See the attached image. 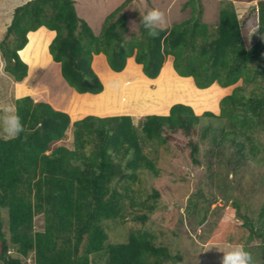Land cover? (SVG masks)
<instances>
[{
  "label": "trees",
  "instance_id": "1",
  "mask_svg": "<svg viewBox=\"0 0 264 264\" xmlns=\"http://www.w3.org/2000/svg\"><path fill=\"white\" fill-rule=\"evenodd\" d=\"M200 2L188 0L191 16L163 28L156 37H149L140 26L138 35L127 38L129 25L122 6L118 15H108L103 31L96 35L78 16L74 0H29L15 7L0 44L5 71L18 82L27 76L28 64L19 51L27 44L29 32L45 27L56 32L49 47L52 59L69 87L79 94L96 95L104 90L92 67L93 56L100 53L115 72H121L133 57L148 79L157 78L165 60L172 57L175 73L191 77L198 89L214 83L227 88L240 80L262 83L264 0L257 2V39L249 47L232 2L220 8L213 30L200 19ZM241 90L234 88L221 99L218 116L203 111V116L228 120V129L206 125L203 136L213 133L214 142L221 144L230 134L252 130L255 122L250 113L264 116V94L245 101ZM15 104L24 132L15 140L0 138V264H29L27 259L30 264H92L91 255L103 250L105 264H163L174 258L167 247L154 245L145 232L130 233L126 242L105 246L102 222L123 217L122 195L111 187L112 182L116 178L134 180L142 167L156 174L143 153L131 116L88 115L73 122L75 148L70 150L54 147L71 123L67 112L31 96L16 99ZM199 121L191 106L175 103L167 115H147L142 131L145 138L164 143L179 131L194 136ZM92 141L87 154L85 148ZM187 145L194 156L196 142L190 139ZM193 161L197 162L194 157ZM153 192L152 197H157L158 191ZM2 209L7 212V231ZM39 214L44 224L35 230L34 219ZM258 215L264 233V208ZM260 249L264 253V242Z\"/></svg>",
  "mask_w": 264,
  "mask_h": 264
},
{
  "label": "rangeland",
  "instance_id": "2",
  "mask_svg": "<svg viewBox=\"0 0 264 264\" xmlns=\"http://www.w3.org/2000/svg\"><path fill=\"white\" fill-rule=\"evenodd\" d=\"M27 1L29 0H0V44L5 38L15 7ZM187 1L130 0L126 3L127 0H74V5L78 16L88 23L96 35L103 31L108 15L111 13L118 15L117 10L122 6L129 25L127 35L129 38L138 35L141 16L150 9L158 8L164 13L166 21L164 28H170L173 24L190 17L192 11L190 6L186 5ZM231 2L240 20L243 40L249 47L257 39L258 0H201L200 19L213 30L220 8ZM40 30L44 34L46 32L53 35L48 40L47 35L44 39H36L35 34ZM55 34L56 32L45 27L28 33V42L19 51L22 60L28 64V74L19 82L5 71L6 59L0 46V61L4 62V67L0 70V106L15 103L17 97L31 96L36 101H46L55 109L67 112L71 117V123L64 138L56 142L54 147L65 146L73 150L75 148L73 122L88 115H97L86 114L76 118L71 116V100L74 94L79 93L69 87L61 76L59 64L52 59L49 47ZM9 41L12 44L14 38L10 37ZM99 58L96 55L92 60L96 74L98 68L104 66L98 62L99 60L104 61L110 72H115L109 68L104 58ZM128 62L135 63L131 57L128 58ZM132 63H129L128 70L123 75H119L122 81H118L117 78V84L113 75L107 71L109 80L112 79V85L110 82L106 84L105 100L117 96V106L121 111L117 116L132 117L143 153L152 162L156 174L142 167L137 170V177L134 180L116 178L112 182L111 187L122 195L123 217L102 222L107 234L105 246L126 242L130 233L145 232L154 245L167 247L170 255L174 256L163 264H222L224 253L237 245L243 246L252 255L253 264H264V253L260 249L264 242V233L261 226L262 218L259 219L258 215L264 208V116L258 118L250 113L255 122L252 130L239 135L230 134L221 144H216L213 133L203 136V129L208 124L213 127L226 126L228 129V120L224 117L202 115L207 110L218 116L221 111V99L231 94L237 87L242 88L239 93L245 97V101L251 97L262 96L264 81L256 84L243 83L240 80L227 88H221L214 83L210 86H215V89L210 90H214L213 95H207L209 90L193 87L195 84L193 82L192 85L191 78L188 80L185 79L188 77L178 75L175 77L166 66L163 68L168 76L164 78L163 84L166 86L158 87L159 84L156 83L162 79L161 75L150 83L142 84L139 81L129 85L124 81L127 74L132 75L131 78L137 76L143 81L139 69L137 73H129ZM145 78L149 80L146 76ZM170 78L176 80L169 84ZM25 88L29 92L21 91ZM158 88L161 90L159 95L163 104L180 100L182 104L191 106L196 115L200 116L194 136L179 131L164 143L145 138L142 131L144 120L147 115L155 114L140 116L136 107L149 99L147 96L150 91ZM171 89H175L176 94L175 90L171 94ZM126 95L131 101L124 99ZM122 101L125 102V106L121 105ZM162 136L165 134L162 133ZM190 139L198 146L194 156L190 155V147L187 145ZM94 142L85 148L87 154L89 148H93ZM193 157L197 162L193 161ZM154 190L158 191L155 198L152 197ZM150 205L153 207L152 210L149 209ZM144 214L147 216L146 220L137 219ZM2 219L7 231L5 209H2ZM43 224V214L37 215L34 219V229L41 230ZM106 259L105 250L91 255L92 264H105ZM30 261L27 259V263L30 264Z\"/></svg>",
  "mask_w": 264,
  "mask_h": 264
},
{
  "label": "crops",
  "instance_id": "3",
  "mask_svg": "<svg viewBox=\"0 0 264 264\" xmlns=\"http://www.w3.org/2000/svg\"><path fill=\"white\" fill-rule=\"evenodd\" d=\"M41 28V27H40ZM55 32V31H54ZM36 39H44L45 36L47 35V40L49 39V37H51L53 35V33H46L44 34V32L42 30L38 31L36 34ZM42 36V37H41ZM41 40V39H40ZM47 40H45L47 42ZM46 45V44H45ZM96 55H94L93 57H95ZM97 57H100L101 59L104 58V60H106V57L105 55H103L102 53H100L99 55H97ZM99 58V59H100ZM132 60L133 57H131ZM168 61H166L158 75V77L160 76V74L163 72V68L164 67H168L171 72L173 73V75H175V77L177 76V74L175 73L174 69H173V66H172V59L167 58ZM107 61V60H106ZM98 62L100 63H103L104 66L106 67L108 73L110 75H113V79H114V82L115 84L118 83V81H122L121 78H119V75H123L125 73L126 70H128V66H129V63H132V62H128L127 60V64L125 66V68L119 72V73H113V72H110V70L107 68V66L105 65L104 61L103 60H99ZM130 71L129 73H137L139 69V73H140V77L143 79L142 80H139L140 78H138L137 76H133L131 78L132 75L128 76L127 74V80L125 79L124 81L128 82V83H132L133 82H142L143 83H150L151 81H156L157 78L155 79H149V80H146L145 78V75L142 74L141 72V65H136L134 62L131 64L130 66ZM96 69V68H95ZM97 70V69H96ZM97 74L99 76V78L101 79L103 85H104V90L99 93V94H96V95H91L89 93H86V94H82V95H79V94H74L73 95V99L71 100V103H72V109H71V116L73 118H76V117H79V116H83V115H86V114H94V115H97V116H113V115H117V113L121 112L119 111L118 109V106H117V96L115 97H112V99H108L107 101L105 100V93L107 91V87H106V84H108L110 82V85H112L111 81L109 80V78L103 76L98 70H97ZM168 77L167 75L165 76V78ZM117 78H118V81H117ZM188 78H191V77H188ZM174 80H176V78H170L169 79V84H171V82H173ZM165 80H163L158 87H162ZM191 83L193 85V79L191 78ZM166 86V85H165ZM117 87V86H115ZM193 87H195V85H193ZM175 89H171V94L173 93ZM21 91H24V93L26 92H29V90H27L26 88L21 90ZM161 93V90L158 88V89H153L152 91H150V93H148V96L147 98L149 97V99L143 103H140L139 104V107H136L137 108V112H138V115H146V114H156V115H166L167 112H168V108L174 104V103H181L180 100H178L179 102H175L176 100H173L172 103H168V104H163L161 102V96L159 95ZM175 94H176V90H175ZM91 95V96H89ZM127 98V100H130L128 99V96L126 95L124 97V99ZM123 99V100H124ZM100 100V105H99V101ZM36 101V100H34ZM37 101H40V100H37ZM131 101V100H130ZM125 102H121V105L125 106L124 104ZM145 105V106H144Z\"/></svg>",
  "mask_w": 264,
  "mask_h": 264
},
{
  "label": "clouds",
  "instance_id": "4",
  "mask_svg": "<svg viewBox=\"0 0 264 264\" xmlns=\"http://www.w3.org/2000/svg\"><path fill=\"white\" fill-rule=\"evenodd\" d=\"M166 24L164 13L153 8L141 16L139 25L145 30L149 37H156ZM4 62L0 61V70ZM17 100L19 97L16 98ZM24 132V125L18 113L16 104L7 103L0 106V137L6 140H15ZM222 264H253L252 255L240 245L234 246L230 251L224 253Z\"/></svg>",
  "mask_w": 264,
  "mask_h": 264
},
{
  "label": "bare ground",
  "instance_id": "5",
  "mask_svg": "<svg viewBox=\"0 0 264 264\" xmlns=\"http://www.w3.org/2000/svg\"><path fill=\"white\" fill-rule=\"evenodd\" d=\"M96 67L98 68V66H97V64H96ZM98 70H100V72L102 73V75H104L105 77H107V78H109V76H108V74H107V70L105 69V67L104 66H102V67H99L98 68ZM161 76H160V78H162V79H159L156 83H158V84H160L163 80H164V78H165V76H166V71L165 70H163V72L160 74ZM183 79V78H182ZM185 79H190V78H185ZM112 79H110V81H111ZM129 85H131V83H129ZM169 85V84H168ZM211 89H215V86H212V87H210V89L208 88V89H205L204 91H207V90H209V92L208 93H206L207 95H213V92H214V90L213 91H210ZM219 93H220V91H218ZM216 98H217V95H216ZM99 102V105H100V100L98 101Z\"/></svg>",
  "mask_w": 264,
  "mask_h": 264
}]
</instances>
